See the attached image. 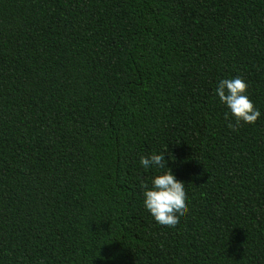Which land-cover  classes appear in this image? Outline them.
<instances>
[{
	"label": "trees",
	"instance_id": "1",
	"mask_svg": "<svg viewBox=\"0 0 264 264\" xmlns=\"http://www.w3.org/2000/svg\"><path fill=\"white\" fill-rule=\"evenodd\" d=\"M163 145L178 229L142 205ZM0 264H264V0H0Z\"/></svg>",
	"mask_w": 264,
	"mask_h": 264
},
{
	"label": "clouds",
	"instance_id": "2",
	"mask_svg": "<svg viewBox=\"0 0 264 264\" xmlns=\"http://www.w3.org/2000/svg\"><path fill=\"white\" fill-rule=\"evenodd\" d=\"M247 87V81L239 75L221 78L215 87L216 97L227 109L224 114L226 126L234 131L242 123H255L261 116L260 109L246 93ZM167 151V146L163 145L159 150L139 157L140 167L152 173L147 180L140 181L142 205L157 224L178 229L188 212L189 197L185 182L168 166ZM168 159H171L170 155Z\"/></svg>",
	"mask_w": 264,
	"mask_h": 264
}]
</instances>
